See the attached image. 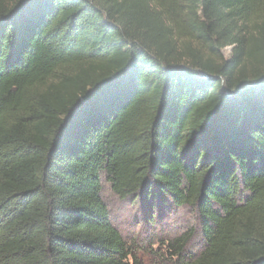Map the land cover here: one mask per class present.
Masks as SVG:
<instances>
[{
	"label": "trees",
	"instance_id": "obj_1",
	"mask_svg": "<svg viewBox=\"0 0 264 264\" xmlns=\"http://www.w3.org/2000/svg\"><path fill=\"white\" fill-rule=\"evenodd\" d=\"M102 178L264 264V0H0V264H144Z\"/></svg>",
	"mask_w": 264,
	"mask_h": 264
},
{
	"label": "rangeland",
	"instance_id": "obj_2",
	"mask_svg": "<svg viewBox=\"0 0 264 264\" xmlns=\"http://www.w3.org/2000/svg\"><path fill=\"white\" fill-rule=\"evenodd\" d=\"M231 47L224 49L225 58H229ZM102 197L107 205L113 225L123 235L144 264H164L167 252L162 246L186 231H193L194 238L187 251L198 252L202 247L196 215L190 208H177L155 205L143 206L141 200L121 199L102 178ZM158 254V255H157Z\"/></svg>",
	"mask_w": 264,
	"mask_h": 264
}]
</instances>
